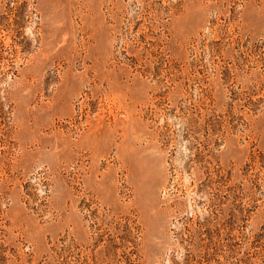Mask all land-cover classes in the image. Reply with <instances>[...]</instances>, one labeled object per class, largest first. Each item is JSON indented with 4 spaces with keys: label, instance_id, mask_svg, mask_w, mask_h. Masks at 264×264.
Returning a JSON list of instances; mask_svg holds the SVG:
<instances>
[{
    "label": "rangeland",
    "instance_id": "1",
    "mask_svg": "<svg viewBox=\"0 0 264 264\" xmlns=\"http://www.w3.org/2000/svg\"><path fill=\"white\" fill-rule=\"evenodd\" d=\"M0 264H264V0H0Z\"/></svg>",
    "mask_w": 264,
    "mask_h": 264
}]
</instances>
